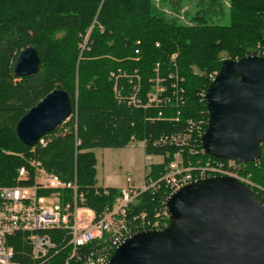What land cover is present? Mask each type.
<instances>
[{
	"label": "trees",
	"instance_id": "trees-1",
	"mask_svg": "<svg viewBox=\"0 0 264 264\" xmlns=\"http://www.w3.org/2000/svg\"><path fill=\"white\" fill-rule=\"evenodd\" d=\"M227 2V24L211 21L215 17V13L208 14L211 8L194 15L186 13L190 21L187 24L166 17L152 0H0V184H16L21 166L28 169L29 177L20 184L33 183L34 170L41 167L63 180L75 176L89 208L100 212L110 206L118 189L97 185L95 147L123 146L131 137L142 140L174 133L182 129L187 117L201 113L206 121L208 115L200 92L209 85V74L218 71L223 59L257 55L256 51L264 56V0ZM28 45L38 53L39 69L31 76H15L12 64ZM135 49L139 52L135 53ZM173 53H177V71L187 98L178 121L158 117L157 108H134L115 100L111 73L139 76L140 96L144 98L152 86L157 63L158 74L166 79L173 70ZM118 80L127 93L129 80ZM55 88L69 94L70 115L43 135L47 139L44 145H24L16 135V122ZM172 113L165 110V115ZM165 150L175 151L158 145L145 152L160 155ZM167 161L169 158L152 166L153 177ZM245 167L251 180L264 187V157ZM167 193L163 185L154 192H142L130 213L144 212L153 218ZM260 193L255 195L262 201ZM63 195L69 196V192L63 191ZM51 233L59 236L54 230ZM21 237L17 233L12 238L14 259L28 264L30 246ZM58 244L53 256L41 264L63 263L68 251Z\"/></svg>",
	"mask_w": 264,
	"mask_h": 264
},
{
	"label": "water",
	"instance_id": "water-1",
	"mask_svg": "<svg viewBox=\"0 0 264 264\" xmlns=\"http://www.w3.org/2000/svg\"><path fill=\"white\" fill-rule=\"evenodd\" d=\"M32 45L12 64L15 76L39 69ZM208 115L200 137L211 157L249 163L264 157V56L223 59L205 89ZM69 94L46 93L15 124L18 139L34 146L71 113ZM169 223L138 231L113 251L106 264H264V204L243 182L210 176L171 192Z\"/></svg>",
	"mask_w": 264,
	"mask_h": 264
},
{
	"label": "built area",
	"instance_id": "built-area-1",
	"mask_svg": "<svg viewBox=\"0 0 264 264\" xmlns=\"http://www.w3.org/2000/svg\"><path fill=\"white\" fill-rule=\"evenodd\" d=\"M80 45L83 49L87 41ZM138 53V49L134 50ZM176 53L171 54L170 64L173 68L167 79L158 74L152 81L151 88L141 95L139 76L130 77L126 74H110L113 80V92L118 103L134 108L153 107L159 109L158 117H166L169 121H178L187 98L181 86L176 65ZM216 72L210 73L212 80ZM128 79V91L124 93L123 86L118 84V78ZM167 80L169 83H167ZM205 90L200 92L203 99ZM204 101V100H203ZM165 110H172L171 115H165ZM207 121V120H206ZM206 121L201 114L187 117L181 130L174 133H162L151 138L145 137L141 141L144 146V182L135 188L127 177V185L120 187L113 203L97 212L86 205L85 194L77 184L76 177L63 180L52 172H46L41 167L34 170L33 183L20 184L27 180L29 171L25 166L17 170V183L14 185L0 184V264H21L14 259L12 238L15 234H22L30 246L28 264L47 262L58 250L59 244L67 248V255L62 264H106L115 248L131 234L144 230H158L169 223L165 201L168 195L192 181L210 176L233 177L259 194L264 204V187L254 183L250 174L243 171L246 163H239L233 159L214 158L207 154L200 145V137L204 131ZM57 133V132H55ZM43 137V136H42ZM40 138L38 142L44 145L47 139ZM135 140L131 137V141ZM158 145H167L175 149L173 152L165 150L158 155L160 161L154 160V155L146 153L145 149ZM163 170L157 177L152 175V166L161 164L165 159ZM195 160L192 161L191 159ZM38 164V163H37ZM160 185L167 189V195L158 208L155 216L149 218L144 212L131 214V205L138 200L144 191H156ZM69 196H64L63 191ZM104 194L107 189H102ZM98 190L95 192L98 193ZM56 199L57 204L51 208L43 203ZM51 230L59 232V236L52 235ZM55 234V233H54Z\"/></svg>",
	"mask_w": 264,
	"mask_h": 264
},
{
	"label": "rangeland",
	"instance_id": "rangeland-1",
	"mask_svg": "<svg viewBox=\"0 0 264 264\" xmlns=\"http://www.w3.org/2000/svg\"><path fill=\"white\" fill-rule=\"evenodd\" d=\"M214 1L213 3L209 0H181L180 4L172 5L169 3L170 0H152V3L156 8L161 10L166 17H174L178 21L187 24H190V21L186 13L188 15H194L196 11L200 12L203 10L204 12L211 8L212 10L208 12V14L213 15L215 13V17L210 20L221 24H227V0ZM208 2L210 6H208ZM221 13L222 15H220ZM89 31L90 28L86 30V34H89ZM255 54L259 55L262 54V52L256 51ZM93 151L96 158L95 179L97 184H110L115 188L125 187L128 177L133 187L138 188L142 186L144 182V146L141 140H132L123 146L117 147H95ZM153 157L156 161L161 160L158 155H154ZM243 171H246L245 166L243 167ZM57 203L56 199H52L46 200L43 205L51 208Z\"/></svg>",
	"mask_w": 264,
	"mask_h": 264
},
{
	"label": "crops",
	"instance_id": "crops-1",
	"mask_svg": "<svg viewBox=\"0 0 264 264\" xmlns=\"http://www.w3.org/2000/svg\"><path fill=\"white\" fill-rule=\"evenodd\" d=\"M97 185H99V186H102V187H113V186H111L110 184H102V185H100V184H97Z\"/></svg>",
	"mask_w": 264,
	"mask_h": 264
}]
</instances>
